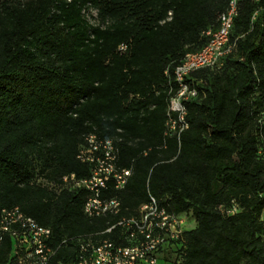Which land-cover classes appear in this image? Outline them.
<instances>
[{
    "label": "trees",
    "instance_id": "trees-1",
    "mask_svg": "<svg viewBox=\"0 0 264 264\" xmlns=\"http://www.w3.org/2000/svg\"><path fill=\"white\" fill-rule=\"evenodd\" d=\"M228 3L0 1V211L18 207L51 231L48 264L73 260L79 237L125 244L116 223L149 194L187 221L159 264H264V0H237L232 52L186 78L197 92L187 128L164 134L173 70ZM89 134L113 140L117 165L132 169L103 194L118 215L87 218L85 191L61 188L64 175H90L76 158ZM11 250L5 237L0 264Z\"/></svg>",
    "mask_w": 264,
    "mask_h": 264
},
{
    "label": "built area",
    "instance_id": "built-area-1",
    "mask_svg": "<svg viewBox=\"0 0 264 264\" xmlns=\"http://www.w3.org/2000/svg\"><path fill=\"white\" fill-rule=\"evenodd\" d=\"M236 13L237 0H229L226 10L218 17L216 29L203 32L208 38L206 44L195 52L186 53L174 68L173 83L176 89L173 91L168 83L170 95L165 136H178L187 128L185 103L194 99L197 92L186 82V78L203 68H220L223 58L232 52L234 43H230L229 34ZM124 49L125 46L119 48L120 51ZM260 121L264 123V113ZM84 141L76 158L91 167L90 175L85 178H77L75 174L64 175L61 188L85 191L87 195L82 212L87 218L118 215L121 212L119 200L104 197L103 194L110 187L117 191L123 190L132 169L117 165L118 151L113 140L98 139L89 134ZM116 225L124 231L125 244L115 245L107 239L94 242L89 236L69 240L76 247L75 258L59 264H159L156 257L159 249L169 242L181 241L187 221L183 216L168 212L149 194L147 202L139 207L135 215L122 216ZM5 237L12 241L10 264H48L55 252L49 245L51 231L24 215L18 207L0 211V242ZM66 242L63 240L62 244Z\"/></svg>",
    "mask_w": 264,
    "mask_h": 264
},
{
    "label": "rangeland",
    "instance_id": "rangeland-1",
    "mask_svg": "<svg viewBox=\"0 0 264 264\" xmlns=\"http://www.w3.org/2000/svg\"><path fill=\"white\" fill-rule=\"evenodd\" d=\"M0 1H1V0H0ZM88 15H89V16H90V15L95 16L94 12H91V11L89 12ZM261 219L264 221V210H263V212H262Z\"/></svg>",
    "mask_w": 264,
    "mask_h": 264
}]
</instances>
